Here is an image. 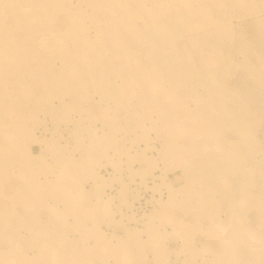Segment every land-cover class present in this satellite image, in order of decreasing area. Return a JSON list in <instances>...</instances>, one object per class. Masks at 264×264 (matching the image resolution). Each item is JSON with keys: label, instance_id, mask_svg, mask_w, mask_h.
<instances>
[{"label": "bare ground", "instance_id": "obj_1", "mask_svg": "<svg viewBox=\"0 0 264 264\" xmlns=\"http://www.w3.org/2000/svg\"><path fill=\"white\" fill-rule=\"evenodd\" d=\"M0 264H264V0H0Z\"/></svg>", "mask_w": 264, "mask_h": 264}, {"label": "rangeland", "instance_id": "obj_2", "mask_svg": "<svg viewBox=\"0 0 264 264\" xmlns=\"http://www.w3.org/2000/svg\"><path fill=\"white\" fill-rule=\"evenodd\" d=\"M158 147H160V143H157L156 144ZM143 147H144V145H142ZM156 155H157V153H155ZM135 166H139V164L138 163H136L135 164ZM109 168V171L110 172H112L113 171V168L112 167H108ZM103 173L104 174H107L108 173V170H105V169H103ZM126 173V174H125ZM129 174V172L127 171V170H125L124 171V176L126 177V180H127V182H130V178H129V176H128V174ZM159 173H161L160 171H157L156 172V174H159ZM136 181H140V179L137 177V179H136ZM149 181H152V180H149ZM151 184H152V182H151ZM132 187H135V188H141V185L139 186V183L138 182H133V181H131V184H130ZM146 191V192H145ZM109 192H111V190H109ZM142 197H141V199L140 200H138L137 202H136V207L138 206V210H139V212L138 213H142L143 212V209L144 210H146L147 208L149 209V208H151V205H150V203H146V202H148V201H146V199H151V196H153V195H151L153 192L151 191V189H149V190H146V189H144L143 190V188H142ZM167 195V194H166ZM149 197V198H148ZM112 206H114V204L112 205ZM139 206H142V208L141 207H139ZM146 206V207H145ZM146 208V209H145ZM121 218V216H120V214L118 213V215H117V219L119 220ZM121 220V219H120ZM128 220V219H127ZM126 219L124 220V222H126V224L128 223V224H130V225H133V226H135L136 225V223H135V221H127ZM133 223V224H132ZM135 223V224H134ZM104 229L107 231V232H110V231H112L113 230V228H111V226L110 227H108V226H104ZM119 233L120 234H123V230H120L119 231ZM172 244V243H171ZM173 245V244H172Z\"/></svg>", "mask_w": 264, "mask_h": 264}]
</instances>
